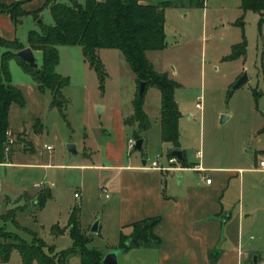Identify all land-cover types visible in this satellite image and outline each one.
<instances>
[{
    "label": "rangeland",
    "instance_id": "rangeland-1",
    "mask_svg": "<svg viewBox=\"0 0 264 264\" xmlns=\"http://www.w3.org/2000/svg\"><path fill=\"white\" fill-rule=\"evenodd\" d=\"M149 2L170 5L165 8L166 48L148 52V59L155 71L167 73L179 85L175 98L182 114L180 144L188 164H198L201 160L207 166L256 169L259 159L264 160V152L258 151L264 147L261 15L245 13L241 0H203L201 6H193L191 0ZM40 20L44 25L53 23L50 8L41 12ZM38 29L39 21L25 18L18 28L20 42L27 45L30 31ZM244 42L246 53L231 59L234 52L242 51L236 48H241ZM34 54L41 68L43 54L39 51ZM98 54L107 73L104 88L85 60L81 46L59 47L56 72L69 79L62 96L57 97L64 102L63 113L53 106L52 91L41 92L34 75L26 72L16 58L9 62L11 83L21 90L25 103L24 106L13 104L9 116L15 145L8 161L0 164V230L28 244L41 238L58 252L70 249L73 246L70 235L59 237L52 228H65L74 208L79 210L80 229L89 248L106 255L109 242L113 241L115 218H104V209L114 193L112 188L102 187L109 173L82 166L107 164L104 142L114 139L110 129L114 112L122 108L131 110L135 90L138 95L140 85L118 50L102 49ZM245 73L248 82L234 89ZM160 101V91L149 86L144 108L151 131L143 149L135 148L131 154L142 156L149 164L159 160L165 165L170 150L162 142L161 125L156 117ZM200 102L201 109L197 107ZM97 106L103 107L100 116ZM223 115L227 119L222 123ZM70 144L76 146L74 156L68 152ZM10 163L14 165L8 166ZM42 183L45 188L39 187ZM51 184L54 186L50 187ZM81 189L82 196L76 198ZM251 201L252 206L256 203L263 206L257 215L264 218V173H252V194L246 191L244 203L248 205ZM96 221L103 222L110 240L100 232H91ZM258 226L264 231L263 223ZM148 250L134 251L130 255L133 263L141 264L148 259L149 264H155ZM119 263H125L123 257ZM6 264H23L19 252L13 251ZM69 264H81V261L75 258Z\"/></svg>",
    "mask_w": 264,
    "mask_h": 264
},
{
    "label": "trees",
    "instance_id": "trees-1",
    "mask_svg": "<svg viewBox=\"0 0 264 264\" xmlns=\"http://www.w3.org/2000/svg\"><path fill=\"white\" fill-rule=\"evenodd\" d=\"M31 1V0H26ZM193 6L203 5V0H191ZM23 2L11 6L0 5V14H8L19 25L27 17L35 21L41 19V12L50 8L53 23L39 24L38 30H31L28 35V46L18 39L9 41L0 35V164L9 159L5 148L10 131V111L13 104L24 106L25 100L19 88L11 83L9 72L10 60L16 58L24 70L34 75L39 90L52 91L54 94L53 106L63 113L64 102L58 101L61 91L69 85V79L56 72L59 64V47L81 46L85 60L99 77L101 87L107 79L105 66L98 52L102 49L119 50L128 66L135 74L137 83L145 82L147 87L153 86L161 93V123L162 140L172 145L169 151L170 158L173 151L180 150V120L182 114L175 98V91L179 87L167 73H159L153 69L147 53L163 51L166 48L165 8L168 2L151 4L148 0H48L37 11L27 12L22 8ZM241 9L261 15L264 23V0H241ZM244 42L234 52L231 59L245 54ZM39 51L43 54V65L39 71L31 68L18 57V52L25 48ZM146 92V91H145ZM145 94L139 93L134 100V115L126 119V125L137 126L132 139L141 140V132L150 128V121L144 111ZM66 118V116L64 115ZM183 167L186 163L182 161ZM79 210L74 208L68 225L65 228L54 226L52 232L62 236L69 231L73 240L70 249L56 253L53 246L43 239L36 238L28 244L16 235L0 230V264L10 261L13 251H18L23 264H69L79 258L81 264H103L104 253L87 246L88 240L80 229ZM161 218H148L131 225L133 232L130 236L121 235L118 249L129 252L133 249H152L161 244V239L155 234V228Z\"/></svg>",
    "mask_w": 264,
    "mask_h": 264
},
{
    "label": "crops",
    "instance_id": "crops-1",
    "mask_svg": "<svg viewBox=\"0 0 264 264\" xmlns=\"http://www.w3.org/2000/svg\"><path fill=\"white\" fill-rule=\"evenodd\" d=\"M47 1L0 0V5L11 6L23 2V10L34 12ZM21 24L16 25L8 14H0V35L9 41H20L18 28ZM24 45L28 46V43ZM136 96L135 90L131 110L122 108L114 112V122L110 128L114 139L108 138L104 142L103 154L107 164L82 166L109 173L108 181L102 187L112 188L114 196L109 198L104 218H115V221L112 222L113 241L109 242L111 244L107 252L120 246L122 234L127 237L132 234V224L148 218H161L155 228L161 244L148 250L152 252L155 264H264V231L260 229L262 226H258L260 222L264 226V218H258L257 215L263 206L257 203L252 206V201L248 205L244 203L246 191L252 194V173H264V170L259 165L256 169L207 166L201 160L198 164H188L181 144L180 150L186 167L178 159L172 162L174 158H170L167 153L168 164L160 162L163 170L150 169L152 163L142 160V156H132L128 150V141L133 132L138 130L137 126L125 124L126 119L134 115ZM156 117L160 121L162 139L161 103ZM150 131L151 129L146 131V135L141 134L142 149ZM9 133L12 138L11 131ZM164 144L168 145L169 150L172 149V145ZM258 151L264 152V147ZM157 157H160L159 154ZM258 158H261V154ZM208 179L211 180L210 184L206 182ZM79 194L81 197L82 189ZM109 224L111 225V220ZM106 231L102 222L99 227L100 235L110 240ZM67 235L69 232L66 231L59 237ZM140 249L124 252L119 258H124V264H140L133 263L130 258L134 251ZM149 263L148 259L141 262Z\"/></svg>",
    "mask_w": 264,
    "mask_h": 264
},
{
    "label": "water",
    "instance_id": "water-1",
    "mask_svg": "<svg viewBox=\"0 0 264 264\" xmlns=\"http://www.w3.org/2000/svg\"><path fill=\"white\" fill-rule=\"evenodd\" d=\"M40 23H42L41 20H39V24ZM18 57L21 60H23L25 63H27L34 70H36V71L40 70L39 65L37 63V60H36V57H35V54H34V51L31 48H25L24 50L18 52ZM247 81H248V77H247V74L245 73L239 79V81L236 83V85L234 86V89L239 88L240 86H242ZM146 87H147V85L145 82L140 83V88H139V96L140 97H142L145 94ZM102 110H103L102 106H97V112H98L99 116L102 114ZM226 119H227V117L223 115L221 122L223 123ZM142 145H143L142 139L136 141V149L137 150H142ZM68 152L71 156L76 155L77 154L76 146L74 144L68 145ZM173 156H175L176 159H178L179 161L184 160L183 152L181 150L173 151ZM99 227H100V221H96L91 228V232L92 233H98ZM123 253H124V251L121 249L111 250L110 252H108L104 256L103 264H120L119 263V256ZM254 261L256 262V257L254 258Z\"/></svg>",
    "mask_w": 264,
    "mask_h": 264
},
{
    "label": "built area",
    "instance_id": "built-area-1",
    "mask_svg": "<svg viewBox=\"0 0 264 264\" xmlns=\"http://www.w3.org/2000/svg\"><path fill=\"white\" fill-rule=\"evenodd\" d=\"M197 107L200 108V109L202 108L201 102L197 104ZM14 144H15L14 139H12V138H11V134L8 133V141H7L6 148H5V152H6V154H9V153H10V151H11V147H12ZM135 148H136V140H135V139H132V138L129 139V141H128V150L131 152V151L134 150ZM48 149H50V147H49ZM176 161H177L176 158H174V159L172 160V162H176ZM259 168L262 169V170H264V160L259 161ZM150 169H160V170H163L164 168L161 166L159 160H154V161L152 162L151 166H150ZM206 182H207L208 184H210V183H211V180L208 179ZM37 186H38V185H37ZM42 186L45 188V184H44V183H42V184L39 185V187H42ZM53 186H54V184H51L50 187H53ZM104 191H106V190H104ZM75 196H76V198H79V197H80V194H79V193H76Z\"/></svg>",
    "mask_w": 264,
    "mask_h": 264
}]
</instances>
